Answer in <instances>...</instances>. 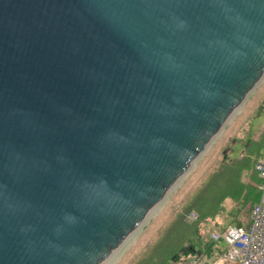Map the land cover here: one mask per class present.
<instances>
[{
	"label": "water",
	"instance_id": "water-1",
	"mask_svg": "<svg viewBox=\"0 0 264 264\" xmlns=\"http://www.w3.org/2000/svg\"><path fill=\"white\" fill-rule=\"evenodd\" d=\"M264 76V0H0V264H105Z\"/></svg>",
	"mask_w": 264,
	"mask_h": 264
},
{
	"label": "rangeland",
	"instance_id": "rangeland-1",
	"mask_svg": "<svg viewBox=\"0 0 264 264\" xmlns=\"http://www.w3.org/2000/svg\"><path fill=\"white\" fill-rule=\"evenodd\" d=\"M264 127V76L259 84L239 106L225 127L206 147L200 157L192 164L185 175L170 190L161 203L151 212L144 222L131 235L129 241L112 257L109 264H135L146 256L149 249L160 237L165 227L175 218L178 211L201 184L204 175L213 168L220 166L230 181L245 179L242 191L250 206L257 176L252 167H245L240 162L246 143L263 132ZM247 179L253 181L251 185ZM231 208V201L225 203ZM238 218L245 224L249 219L247 208L240 207ZM187 218V217H186ZM187 220V219H186ZM229 226L227 214L203 223L200 232L204 240H210L209 234L215 230L222 233ZM116 251V250H115ZM182 259V257H181ZM181 262V260H180ZM214 260L202 261L201 264H212ZM107 263V264H108ZM190 264V263H189Z\"/></svg>",
	"mask_w": 264,
	"mask_h": 264
},
{
	"label": "trees",
	"instance_id": "trees-1",
	"mask_svg": "<svg viewBox=\"0 0 264 264\" xmlns=\"http://www.w3.org/2000/svg\"><path fill=\"white\" fill-rule=\"evenodd\" d=\"M263 145L264 133L261 132L257 139L252 138L246 143L240 157L241 164L254 168L261 157ZM228 201H231V208L225 207ZM240 210L239 205L231 198L229 188L210 170L175 218L165 227L147 255L135 264H189L197 259L215 261L225 248L221 242H213L210 236L211 241L204 240L200 232L201 226L221 214H227L231 226L246 228L238 218ZM191 213L197 219L188 222L186 217Z\"/></svg>",
	"mask_w": 264,
	"mask_h": 264
},
{
	"label": "built area",
	"instance_id": "built-area-1",
	"mask_svg": "<svg viewBox=\"0 0 264 264\" xmlns=\"http://www.w3.org/2000/svg\"><path fill=\"white\" fill-rule=\"evenodd\" d=\"M264 132V129H263ZM258 183L254 185L250 197L249 219L246 228L229 226L219 233L211 231L209 236L213 242H221L224 252L212 264H264V145L261 157L253 168ZM253 185L251 179H247ZM193 222L197 216H187ZM201 260H192L190 264H201Z\"/></svg>",
	"mask_w": 264,
	"mask_h": 264
},
{
	"label": "crops",
	"instance_id": "crops-1",
	"mask_svg": "<svg viewBox=\"0 0 264 264\" xmlns=\"http://www.w3.org/2000/svg\"><path fill=\"white\" fill-rule=\"evenodd\" d=\"M263 129H264V127H263ZM258 137H259V135H257L254 138L257 139ZM219 167L220 166H216L215 168H213V173L219 178L220 181H222L229 188L230 194H231V198L234 200V202L236 204H238L239 207L242 206V207L247 208V210L249 212V206H247V204H246L248 198L245 199V194L246 193H244L242 191V187H243V185H245L244 181H245L246 178L245 179H238L235 182H232V181L229 180V178L227 177V175L223 171L219 170L220 169Z\"/></svg>",
	"mask_w": 264,
	"mask_h": 264
},
{
	"label": "bare ground",
	"instance_id": "bare-ground-1",
	"mask_svg": "<svg viewBox=\"0 0 264 264\" xmlns=\"http://www.w3.org/2000/svg\"><path fill=\"white\" fill-rule=\"evenodd\" d=\"M232 116H233V115H232ZM232 116H231V117H232ZM179 180H180V179H179ZM179 180H178V181H179ZM178 181H177V182H178ZM177 182H176V183H177ZM176 183L171 187V189L176 185ZM171 189H170V190H171ZM170 190H169V192H170ZM169 192H168V193H169ZM168 193H167V194H168ZM160 203H161V202H160ZM160 203H159V204H160ZM159 204H158V205H159ZM158 205H157V206H158ZM157 206H156V207H157ZM156 207H155V208H156ZM155 208H153V209L149 212V215L151 214V212H152ZM149 215H147V217H148ZM147 217H146V218H147ZM146 218H145V219H146ZM143 222H144V220L141 222V224H142ZM141 224H140V225H141ZM140 225H139V226H140ZM139 226H138V227H139ZM138 227H137V228H138ZM137 228H136V229H137ZM136 229H134V231H133V232H132V233H131V234H130V235H129L124 241H123V243H122V244L116 249V251H114V253L111 255V257L108 259L109 263H110V260H112V257H115V256L117 255L116 253H118V251L124 246V244H125L127 241H129L131 235L135 232ZM125 241H126V242H125ZM114 255H115V256H114ZM108 261H107L105 264H107ZM109 263H108V264H109Z\"/></svg>",
	"mask_w": 264,
	"mask_h": 264
}]
</instances>
